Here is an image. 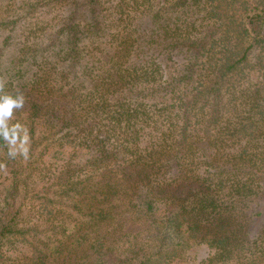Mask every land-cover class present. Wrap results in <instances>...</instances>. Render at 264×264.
<instances>
[{"label":"trees","instance_id":"trees-1","mask_svg":"<svg viewBox=\"0 0 264 264\" xmlns=\"http://www.w3.org/2000/svg\"><path fill=\"white\" fill-rule=\"evenodd\" d=\"M0 264H264V0H0Z\"/></svg>","mask_w":264,"mask_h":264},{"label":"clouds","instance_id":"clouds-1","mask_svg":"<svg viewBox=\"0 0 264 264\" xmlns=\"http://www.w3.org/2000/svg\"><path fill=\"white\" fill-rule=\"evenodd\" d=\"M6 81L0 77V140L8 148L7 156L16 159L18 156L24 160L29 158L31 137L28 127L20 121H14V111L22 109L25 96L17 92L15 95L4 91ZM7 165L0 161V171H5Z\"/></svg>","mask_w":264,"mask_h":264}]
</instances>
